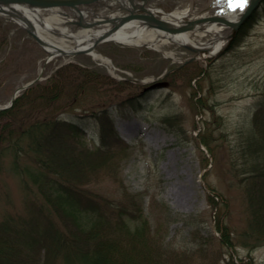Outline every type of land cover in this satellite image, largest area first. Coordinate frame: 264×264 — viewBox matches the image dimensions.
<instances>
[{
    "label": "rangeland",
    "instance_id": "1",
    "mask_svg": "<svg viewBox=\"0 0 264 264\" xmlns=\"http://www.w3.org/2000/svg\"><path fill=\"white\" fill-rule=\"evenodd\" d=\"M191 1L153 0L149 6L172 12ZM229 2L195 0L183 19L211 15ZM106 3L111 6L93 2L84 10L109 13L117 5ZM263 7L264 0L233 38L206 57L170 40L152 45L107 40L95 50L105 60L78 53L46 61L48 53L41 45L15 20L3 16L6 30L0 27V41L4 35L8 39L0 51V105L39 75L37 82L44 83L67 67L61 72L62 97L45 114L61 112L71 118L84 111L101 114L85 137L68 135L59 140L67 155L78 160L68 165V176H60L99 196L103 213L112 220L101 227L111 231L117 225L118 209L131 193L140 199L149 233L171 264H264V179L247 172L264 158V107L257 113L255 109L264 97V14L252 22ZM68 12L53 7L40 14L51 20V28L66 26L68 32L77 33L66 22L72 18ZM248 22L253 25L249 29ZM42 33L57 43L74 45L62 36ZM191 38L208 41L210 35L194 31ZM194 55L197 58L189 60ZM86 70L97 75L89 84L84 80ZM85 83L86 89L74 97L72 90ZM140 93L149 95L141 96V113L127 101ZM102 140L107 147L96 151ZM32 162L22 154L18 164ZM13 164L14 152L4 149L0 222L11 217L18 224L32 220L40 203L47 204L31 176L23 170L17 173ZM178 191L185 192L187 204L174 203L172 194ZM60 215L61 228H75L71 216ZM220 220L231 244L221 239Z\"/></svg>",
    "mask_w": 264,
    "mask_h": 264
},
{
    "label": "trees",
    "instance_id": "2",
    "mask_svg": "<svg viewBox=\"0 0 264 264\" xmlns=\"http://www.w3.org/2000/svg\"><path fill=\"white\" fill-rule=\"evenodd\" d=\"M260 12L264 14L259 11L252 22L258 20ZM5 20L0 17L4 33L6 28L2 23ZM252 26L248 22L247 29ZM242 30H246V26ZM7 39V35L1 39L0 51L1 43ZM66 68L58 70L44 83L37 82L29 87L11 107L0 110V154L4 149H12L13 167L17 173L23 170L31 176L47 204L40 203L37 214L30 221L15 224L9 217L0 222V264H171L168 256L156 246L154 234L149 233V221L136 195L127 193L126 203L118 209L119 222L109 231L101 227L104 223L112 224V220L103 213L99 196L96 199L89 188L60 176H68V165L77 164L78 160L67 155L59 140L68 135L85 137L93 129L94 120L101 115L94 111H84L72 118L61 112L54 116L45 114V109L62 97L64 78L61 72ZM84 77L88 84L97 79L95 71H84ZM86 83L72 90V95L75 97L86 89ZM142 95L144 93L127 99L140 113L143 112L141 98L149 96ZM261 99L263 102L255 108L256 113L264 107V97ZM106 147L102 140L95 149L103 151ZM22 154L33 161L31 165L21 167L18 164ZM247 172H251V177L264 179V158L254 162ZM48 204L53 206L54 212ZM61 213L74 219V229L66 231L59 226L57 218ZM217 230L221 239L231 244L230 233L221 220Z\"/></svg>",
    "mask_w": 264,
    "mask_h": 264
},
{
    "label": "water",
    "instance_id": "3",
    "mask_svg": "<svg viewBox=\"0 0 264 264\" xmlns=\"http://www.w3.org/2000/svg\"><path fill=\"white\" fill-rule=\"evenodd\" d=\"M118 4L113 6L112 10H125L126 13L122 15H101L91 11L92 15L97 16V19L86 20L85 12L82 9L83 5L91 4L93 2H100L103 4H107L106 0H0V14L7 15L11 19L15 20L20 27L24 28L35 40L41 45L44 50L48 53L47 60H50L54 56L57 55H76L78 53H90L92 54L96 48V45L100 42L109 40V36L118 30L119 27H124L127 21L131 20H139L140 23H148V26L157 25L162 29L173 33H184L190 32L192 29L197 27L200 23H208V22H218L219 24H229L231 27V34L227 37V42L234 37L237 32L239 26L247 18L251 15L252 11L258 6V4L262 0H248L246 7L242 10L240 15L238 16L237 21L230 20L225 16L221 15L219 12H214L211 15H205L200 17H194L191 19H182L185 23L181 26L172 27L168 24V20L164 16H157L155 8H151L148 3L152 0H114ZM194 1V0H193ZM126 3L128 5H126ZM19 6H26L31 12L39 15L41 18L40 10L41 9H49L53 7H66L70 10V12L66 13L67 16H72V19L66 21L69 25H73L74 28L81 27L90 35L92 34V28L96 27L99 24H106L107 29L104 33L96 36L90 45L84 46V43L87 42V36L84 39L78 41L77 37L74 33H65L59 29L51 28L46 25L44 20L41 18L37 19L38 25L37 27L32 25L31 19L19 9ZM111 6V5H108ZM152 9V10H151ZM162 11V10H161ZM167 12V11H164ZM171 13V12H167ZM34 24V23H33ZM43 29H41V28ZM229 27V26H228ZM36 28V29H35ZM40 30H45L51 34L58 35L64 37L66 40H71L74 42V47H62L57 45L56 43L45 39L42 36ZM85 34V33H83ZM160 34V33H159ZM163 32V36H164ZM93 36V35H91ZM90 36V38H92ZM169 36V35H168ZM47 45H50L52 48L54 47L55 51L49 49ZM183 47L193 51L194 53H200V49L196 47V45L191 44H180ZM196 56H193L192 59H195ZM40 79V75L36 77L34 80L28 82L25 85H22L16 89L14 94L12 95L10 101L7 104L0 105V110L7 109L12 106L14 100L17 96L26 89L29 85L35 83Z\"/></svg>",
    "mask_w": 264,
    "mask_h": 264
},
{
    "label": "bare ground",
    "instance_id": "4",
    "mask_svg": "<svg viewBox=\"0 0 264 264\" xmlns=\"http://www.w3.org/2000/svg\"><path fill=\"white\" fill-rule=\"evenodd\" d=\"M190 3H189V6H187L186 8L181 9V10L172 11L170 14L167 12H164L163 16L168 20V24L170 26L175 28V26H181L185 23L182 20L183 17L187 15L191 11V9H193L192 7L193 3L191 4ZM126 5L128 4L126 3ZM19 9H21L22 12H24L31 19V21L34 23V24L32 23V25L34 27L35 26L37 27L39 23L37 19L41 17L31 12L26 6H19ZM241 12H242L241 9H233L229 6H226L223 11L222 10L219 11L221 15L233 21L238 20V16L240 15ZM42 20H44L46 25L52 27L53 24L50 19L44 18ZM138 21L139 20L127 21L124 27H119L118 30H116L114 33H112L109 36V38L114 39L124 44H135V45L136 44H148V43H149L148 45H152V44H156V43L167 41V40L176 42L178 44H191V45H196V47L200 49V55L206 57L207 55L212 56L216 54V52H218V50L226 43L227 37L230 36L231 34V27L229 24L226 23L223 25V24H219L218 22H214V21L208 22V23L207 22L200 23L197 27L192 29V31L184 32V33H173L165 29H162L161 27L157 25L148 26L147 25L148 23H140ZM59 29H61V31L65 33L72 34V31L68 32L65 26L59 27ZM106 29H107L106 24H99L96 27L92 28V30H89V32L91 31L92 33L91 35L93 36H91L90 33L88 32H82V34L79 33L77 35L75 34L74 35L77 37L78 41H80L81 39H84L87 36L88 37L87 42L84 43V46H86V45H90L92 40L96 36L100 35L101 33H104ZM194 31H196V33H202L204 35L209 34L210 39L208 41H203V43H199L198 41H195L191 38V33H193ZM163 32L165 33L164 36H163ZM42 36L45 39H48L49 41H52L59 46L66 47L67 45L63 42L57 43L43 33H42ZM90 36L92 38H90ZM47 46L49 49H52V50L54 49V47L52 48L50 45H47ZM70 47H73V46H70ZM95 50L93 51L92 55L94 57H101V55L96 53ZM54 51L55 49L53 50V52ZM102 59L105 60V58H102ZM106 61L109 62L108 59H106ZM172 199L174 203L179 206H182L189 202V199L186 198V194L184 191H178L176 193H173Z\"/></svg>",
    "mask_w": 264,
    "mask_h": 264
},
{
    "label": "snow or ice",
    "instance_id": "5",
    "mask_svg": "<svg viewBox=\"0 0 264 264\" xmlns=\"http://www.w3.org/2000/svg\"><path fill=\"white\" fill-rule=\"evenodd\" d=\"M248 3V0H230L229 7L233 9H241L243 10Z\"/></svg>",
    "mask_w": 264,
    "mask_h": 264
}]
</instances>
